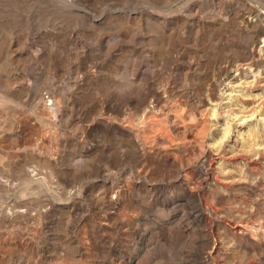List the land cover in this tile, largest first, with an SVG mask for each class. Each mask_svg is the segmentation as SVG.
Instances as JSON below:
<instances>
[{"label": "rangeland", "instance_id": "374dc122", "mask_svg": "<svg viewBox=\"0 0 264 264\" xmlns=\"http://www.w3.org/2000/svg\"><path fill=\"white\" fill-rule=\"evenodd\" d=\"M59 114L102 146L37 148ZM0 159L88 183L26 184L46 224L0 217V264H264V0H0Z\"/></svg>", "mask_w": 264, "mask_h": 264}, {"label": "built area", "instance_id": "2783aa9c", "mask_svg": "<svg viewBox=\"0 0 264 264\" xmlns=\"http://www.w3.org/2000/svg\"><path fill=\"white\" fill-rule=\"evenodd\" d=\"M63 119L64 118H60L59 116H53L48 119L50 120L48 121L49 125L46 126V128L43 127V134L41 136L42 139L39 144H37V148H39V145L44 144L43 141L46 144V140H48V147H50L54 154H58L59 152L65 150L63 148L66 145V143L62 144V142L58 139L64 138L65 136H67L66 138L74 136L73 140L77 141L80 139V141L84 144V147H86L84 149L85 152L93 151L102 146V144L98 141L89 143L85 141V138L82 135L80 137L77 134L70 132V129L75 128L76 125L67 127L68 122H63ZM56 163L57 162H55L54 165H44L38 162L30 163L27 165L24 177L22 178L19 175L17 176L11 174V170L8 168L9 166L4 160L2 161L0 159V217H6L12 220L17 216L23 218L25 217L24 221L18 223L19 226H15V223L11 220V223L9 222V225L6 227L8 234L12 235L22 229L25 231L32 229L30 231L28 230V232L23 231L19 234H23L24 236L30 234L31 237L28 236V238L31 241H35V221L38 220V215H40L41 209L35 210L34 207L24 205L27 201L25 200L24 190L29 188L26 184L30 187L35 185V189L37 190L35 195L39 194L38 190H40L43 198L51 201V204L46 206L43 210L45 213H49L52 207L57 205L55 202H58L59 206H69L84 197L85 189L88 183L86 181L73 182L63 179L59 174V168H57ZM213 212L217 215L214 210ZM39 220L38 222H41V224L37 223V227H40L42 224H46L45 217ZM227 225L235 234L241 231V224L228 223ZM234 245H236V241L231 243V246ZM222 247V240L214 237L213 251L218 250L220 254L214 255L212 261L207 260L206 264H234L229 263L224 258L225 255H222V249L225 248Z\"/></svg>", "mask_w": 264, "mask_h": 264}, {"label": "bare ground", "instance_id": "6f19581e", "mask_svg": "<svg viewBox=\"0 0 264 264\" xmlns=\"http://www.w3.org/2000/svg\"><path fill=\"white\" fill-rule=\"evenodd\" d=\"M168 7V6H167ZM166 7V8H167ZM150 10H151V8H150ZM155 10V9H154ZM157 12V11H156ZM136 14V12H133V15H135ZM24 46V44H22V43H20V42H18V49H22V47ZM9 49L12 51V53H10V59H13L14 58V52L16 53L17 51L16 50H18V49H16V50H12L13 49V47L11 46V47H9ZM254 49V48H253ZM261 52H263L262 51V49H260L259 48V50L256 52V56H257V58H258V60H262V54H261ZM255 57V56H254ZM254 59V58H253ZM231 76V75H230ZM232 78V77H231ZM58 106H59V104H58ZM146 111V110H145ZM56 116V115H55ZM62 116L63 115H61V114H59V117L60 118H62ZM66 118H68V117H66ZM48 119V118H47ZM79 119V117L78 118H76V119H71V118H68V124H67V127H70V126H74V125H76L77 123H79L80 122V120H78ZM42 129V130H41ZM40 130H41V133L43 134V126H41L40 127ZM41 133H40V135L35 139V146H37V144H39V142H40V138H41ZM67 136H65L64 138H61V139H58L60 142H62V144H64V143H68V142H71V141H73V138H74V136L73 137H69V138H66ZM81 142V141H80ZM84 149L86 148V147H83ZM40 149H42V148H40ZM40 149H39V151H40ZM9 168V167H8ZM10 169V168H9ZM15 172V171H14ZM17 172V171H16Z\"/></svg>", "mask_w": 264, "mask_h": 264}]
</instances>
